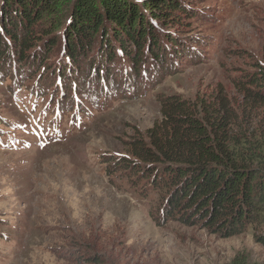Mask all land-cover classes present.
<instances>
[{
    "label": "rangeland",
    "instance_id": "1",
    "mask_svg": "<svg viewBox=\"0 0 264 264\" xmlns=\"http://www.w3.org/2000/svg\"><path fill=\"white\" fill-rule=\"evenodd\" d=\"M189 1L199 12L175 33L195 40L158 66L148 58L136 72L120 57L109 78L83 66L79 84L66 79L74 70L60 76L58 49L29 71L0 69V264H80L83 253L102 264H264L251 228L223 238L166 220L162 195L128 169V142L161 118L166 95L225 94L235 128L264 141V107L236 87L264 61V0Z\"/></svg>",
    "mask_w": 264,
    "mask_h": 264
},
{
    "label": "trees",
    "instance_id": "2",
    "mask_svg": "<svg viewBox=\"0 0 264 264\" xmlns=\"http://www.w3.org/2000/svg\"><path fill=\"white\" fill-rule=\"evenodd\" d=\"M190 2L0 0V69L29 71L58 49L68 66L60 76L74 70L66 79L79 84L83 66L95 79L109 78L120 57L136 72L148 58L158 66L168 51L178 58L185 39L195 40L175 33L199 12ZM236 87L246 104L264 107V61ZM214 98L162 96L161 118L128 142V169L162 195V218L223 238L251 228L264 245V141L235 128L238 117L225 94ZM78 257L80 264H102L94 253ZM232 264L256 263L235 257Z\"/></svg>",
    "mask_w": 264,
    "mask_h": 264
}]
</instances>
